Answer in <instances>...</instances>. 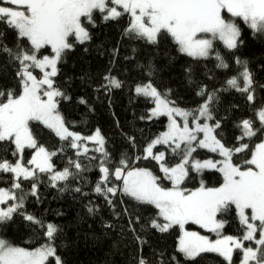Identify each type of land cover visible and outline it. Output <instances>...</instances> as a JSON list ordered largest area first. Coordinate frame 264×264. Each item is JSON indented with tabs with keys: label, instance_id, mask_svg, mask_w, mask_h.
Returning a JSON list of instances; mask_svg holds the SVG:
<instances>
[{
	"label": "snow or ice",
	"instance_id": "1",
	"mask_svg": "<svg viewBox=\"0 0 264 264\" xmlns=\"http://www.w3.org/2000/svg\"><path fill=\"white\" fill-rule=\"evenodd\" d=\"M97 11L105 21L127 14L129 25L123 34L130 39L152 45L170 39L178 52L196 61L215 59L217 69H227L229 63L214 48V40L218 39L233 52L243 44L241 22L254 34L264 35V0H0V24L15 35L14 46L9 47L4 40L6 32L0 31V54H5L7 65L15 69L16 81L13 87L0 84V144L7 145L5 151H11L16 157L14 161L0 158V173L12 174L10 188H0V205H3L0 225L20 215L43 229L42 235L46 237V242L34 249L15 246L0 238V264H50V258H54L55 264H63L54 244L58 226L45 224L22 211L24 202L28 195L38 198L39 174H47L51 187L63 182L59 190L65 191L70 183H82L83 173L92 168L99 173L93 192L103 197L118 219L127 217V230L138 244L146 243L141 234L143 229L163 233L175 225L180 229L177 251L186 260L195 261L202 254L212 253L226 264H234V252L238 251L240 264H264V138L254 147L249 143L258 134L264 136V101L256 107L254 79L248 62L235 57L234 62L239 66L237 74L229 77L224 87L211 91L206 84L198 82L194 69L188 67L185 70L188 82L201 98L198 106L190 109L181 108L171 100L170 89L161 93L151 79L137 84L135 93L154 104L149 115L141 119L166 116V130L148 140L142 152L135 136L126 135L130 148L137 154L129 156L125 152L115 160L105 146L100 129L89 136L70 130L57 110V98L69 100L71 97L53 79L65 50L91 40L86 24L95 26L93 14ZM46 48H50L49 54L41 52ZM154 73V65L149 62L148 77ZM104 81L101 88L107 92L123 87L110 74ZM260 87L264 89V85ZM230 89L239 92L253 111L251 117L234 122L233 127L239 134L231 144L225 138L223 118L217 117L216 109L220 93ZM80 103L86 101L81 99ZM30 122L51 130L63 142L61 147L49 151L38 144ZM85 141L94 143L95 147L90 150ZM157 145H163L165 150L154 151ZM67 148L74 150L75 158H69L63 169H57L52 158ZM25 149L34 150L26 163ZM200 149L214 156L198 158L196 153ZM89 151L99 155L88 156ZM81 157H87L88 163ZM141 160L154 161L160 175L135 166ZM206 171L219 173L222 182L209 187L204 180ZM197 177L198 186L184 187L186 181ZM21 180L32 182L30 190L23 189ZM165 181L171 187L165 186ZM71 190L88 195L79 186ZM116 197L130 198L141 206H153L156 216L141 223V217L134 216L127 207L118 210ZM119 203L125 202L121 199ZM233 206L243 229L240 236L224 235L221 231L227 221L218 215ZM86 207L89 214L100 210L91 202ZM189 223L215 233L217 238L187 231L185 225ZM104 226L110 229L113 224ZM136 264H148V261L141 255Z\"/></svg>",
	"mask_w": 264,
	"mask_h": 264
},
{
	"label": "trees",
	"instance_id": "2",
	"mask_svg": "<svg viewBox=\"0 0 264 264\" xmlns=\"http://www.w3.org/2000/svg\"><path fill=\"white\" fill-rule=\"evenodd\" d=\"M95 26L87 25L91 40L84 44H75L71 50H65L62 60L58 63V74L53 79L56 86L64 91L71 99L59 100L57 110L67 122L70 130L80 133L82 136L91 135L96 129H100L106 141V148L115 160L122 153L129 156L136 155V151L130 148L126 135H134L136 143L143 146L148 140L154 138L166 128L164 116L147 117L153 107L150 99L138 96L134 89L137 84L151 79L154 86L161 93L171 90L170 99L181 108H194L201 102V98L195 95L193 86L189 84L186 69L192 67L199 83L206 84L209 91L224 87V82L236 75L239 66L234 62L235 57H240L248 62V67L253 74L256 96V107L264 101V35L254 34L241 22L243 44L233 52H229L220 41H214V48L225 56L229 63L227 69H217L215 59L196 61L192 57L177 51V46L170 40H163L158 45L148 44L144 40L130 39L125 36L124 29L129 25L127 14L116 20L105 21L102 15L94 12ZM0 31L6 32L5 43L9 47L14 46L15 35L5 25L0 24ZM74 42V38H72ZM87 49V51H85ZM43 54H49L50 48L42 49ZM5 54H0V84L13 87L16 81L13 79L15 69L8 66ZM151 62L155 73L151 78L147 75V66ZM38 73V70H36ZM118 78L123 87L114 88L110 92L101 88L105 83L106 75ZM209 75L213 78L209 79ZM84 99L86 103H80ZM237 105L238 107H233ZM217 117L223 118V130L225 138L231 144L238 131L233 127L234 122L249 118L253 115L252 107L246 99L234 89L222 91L220 102L216 106ZM34 136L38 144L45 146L49 151L58 149L62 143L51 130L37 122H30ZM259 127V121H256ZM264 136L258 134L250 141L254 147ZM7 145L0 144V158L6 157L15 160L11 151H5ZM14 147V146H13ZM163 145H157L154 151H164ZM33 149H25L24 161L31 158ZM99 155L89 151L88 156ZM243 155V154H241ZM196 156L206 159L214 154L200 149ZM69 158H75L74 150L67 148L64 152L53 157L57 169H63ZM218 158V157H217ZM85 164L87 157H81ZM240 162V158H236ZM138 167L148 168L154 174L160 175L154 161L141 160ZM83 182L70 183L68 189L60 191L63 182H58V187H51L47 174H39L38 198L28 195L24 202V209L28 214L40 218L45 224L52 223L58 226L59 232L54 241L57 255L61 257L63 264H136L139 256H143L148 264H226L217 254L207 253L196 258L195 261L186 260L177 251L180 229L173 226L167 232H159L155 229L145 228L141 234L143 245L138 244L133 234L127 230V217L118 219L113 215L104 202L103 197L93 192V187L99 178L96 168L83 173ZM205 183L209 187H215L222 182V177L214 171L204 173ZM199 177L196 180L186 181L184 187L198 186ZM12 183L11 173H0V188L8 189ZM25 191L30 190L31 181L21 180ZM165 186L171 187L168 182ZM81 187L87 196L76 193L71 189ZM118 210L127 207L134 216L141 217V223L156 216L157 210L150 205H138L127 197H116ZM123 199L124 204L119 201ZM98 205L100 210L95 214H89V203ZM9 203H12L11 201ZM219 219L227 221L222 234L240 236L242 226L236 216L234 206L228 212L218 215ZM162 221V218H161ZM105 223L113 224L112 228H106ZM188 228L195 229L191 224ZM123 229V231H122ZM140 231V226L137 225ZM43 229L33 225L20 215H14L13 220L0 225V238L6 239L15 246L34 249L46 242L42 235ZM176 259L173 260L172 258ZM240 261V253L234 252V264ZM50 264H55L54 258H50Z\"/></svg>",
	"mask_w": 264,
	"mask_h": 264
},
{
	"label": "rangeland",
	"instance_id": "3",
	"mask_svg": "<svg viewBox=\"0 0 264 264\" xmlns=\"http://www.w3.org/2000/svg\"><path fill=\"white\" fill-rule=\"evenodd\" d=\"M224 15H225V17L227 18L228 17V14L225 12V13H223ZM129 17V16H128ZM129 19H130V17H129ZM215 41V40H214ZM216 41H219L218 39L216 40ZM221 42V41H220ZM222 43V42H221ZM222 45H223V43H222ZM51 51V50H50ZM135 91V90H134ZM153 107H154V104H153ZM152 107V108H153ZM150 111V110H149ZM148 111V112H149ZM165 117V119H166V122L168 123V120H167V117L166 116H164ZM154 118H157V117H154ZM167 125V124H166ZM165 130H166V128H165ZM164 130V131H165ZM92 135V134H91ZM87 136H89V135H87ZM84 143H86L87 144V147L91 150V149H93L94 147H95V145H94V143H92V142H89V141H85ZM207 151V150H206ZM34 152V151H33ZM33 152H32V154H33ZM32 156V155H31ZM31 159V158H30ZM0 207H3V205H0ZM250 211V210H249ZM189 224H191V223H189ZM188 225V224H187ZM187 225H185V228H186V230L187 231H196V232H198L199 234H201V235H204V236H208L210 239H216L217 237H216V234L215 233H211V232H208L207 230H205V229H202V228H200L198 225H195V224H191V225H193L194 227H196L195 229H192V228H188L187 227ZM178 227V226H177ZM179 228V227H178ZM180 236V235H179ZM178 241H179V237H178ZM246 243H248V242H246ZM178 244V243H177ZM238 264H240V261H239V263Z\"/></svg>",
	"mask_w": 264,
	"mask_h": 264
}]
</instances>
